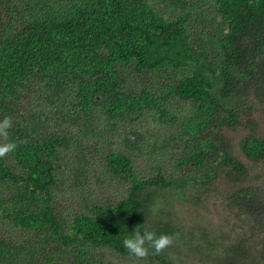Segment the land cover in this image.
Instances as JSON below:
<instances>
[{"label":"trees","instance_id":"16d2710c","mask_svg":"<svg viewBox=\"0 0 264 264\" xmlns=\"http://www.w3.org/2000/svg\"><path fill=\"white\" fill-rule=\"evenodd\" d=\"M122 66L140 91L126 89ZM35 87L40 105L23 110ZM250 94L256 106L244 104ZM98 110L125 131L127 151L109 148L105 161L131 186L71 219L56 198L57 165L75 146L81 175L93 148L105 152L93 140L108 130L93 128ZM148 112L163 126L151 135L137 128ZM4 117L17 148L0 158V224L23 238L0 237V264H115L98 248L131 256L123 239L137 226L172 236L144 258L159 264H264V0H0ZM238 129L239 140L229 134ZM129 150L172 154L176 167L140 178ZM174 201L203 216L179 223L167 212Z\"/></svg>","mask_w":264,"mask_h":264},{"label":"rangeland","instance_id":"374dc122","mask_svg":"<svg viewBox=\"0 0 264 264\" xmlns=\"http://www.w3.org/2000/svg\"><path fill=\"white\" fill-rule=\"evenodd\" d=\"M121 72L127 80V90L132 91L135 89L140 91L143 88L141 78L131 67L122 66ZM32 91V99L28 101L24 98L21 103V108L23 110H34L40 105L37 99L38 95L41 94L39 89L35 87ZM243 102L246 105L256 106L258 99L255 95L250 94L249 96L243 98ZM260 105L261 104L258 106L260 107ZM52 109L55 110L54 108ZM256 114H260V111L257 110ZM157 118V114L148 112L144 117L145 124L142 123L139 127H135L151 135L160 131L163 127L162 123ZM110 125L111 123L105 118L101 111L98 110L95 112L93 128L97 131L106 130V128H108V130L107 132H104L102 136H97L95 139H91L99 141L102 148H105V152L103 150L100 151L93 148L92 152L88 153V159L82 164L83 174L77 175L75 171V157L77 154L75 146L72 150H65L63 152V158L57 165V174L62 180V183L55 191L56 198L58 203L61 205V211L71 219H73L77 214L89 213L92 204L112 206L124 199L128 194L131 182H123L112 174L105 161V156L108 153L109 148L116 151H127L124 144H121L123 143L122 134H125L123 127L110 130ZM79 129L80 127L75 129L76 132L84 135L85 132L79 131ZM175 129L176 128L174 127V131ZM244 133L246 132L238 129L237 132H230L229 134L231 137H235V139L239 140L240 136ZM89 137H91V133H89ZM153 140L155 141L156 139L154 138ZM94 141L89 140L88 138L86 139V142L89 144H91V142L95 144ZM108 143H110V145H108ZM148 148H151L153 151L155 150L153 145L146 144L144 152H146ZM129 153L133 158L136 172L140 178L155 176L157 174V168L161 165L165 166L163 172L170 176L176 167V158L173 160L170 158L172 154H156V156H152L149 159L145 153L138 154L131 150H129ZM235 153L245 160V156L242 155V151L239 152L238 150H235ZM8 164L14 166L15 162H8ZM145 193H147V190ZM166 206L168 209L167 212L170 213L171 216L179 218V223H184L185 226L188 224L192 226V219L195 214L203 216L202 212H197V210H195L189 203L181 204L174 201L172 203H168ZM207 208L216 211L214 199L208 202ZM204 214L206 215V213ZM218 216V212H214L213 216H211L212 218H215L211 219L214 224H219V221L216 220ZM153 218L157 219V214L154 213ZM224 225L226 228L229 225L228 221H226ZM253 225L254 224H250L249 226L243 228L242 231L246 232V236L251 234V228H253ZM257 236L258 235L256 234L254 237ZM0 237H5L13 241H19L23 238V233L8 224H0ZM98 250L105 254L106 259L113 261L115 264H159L155 260L138 259L133 255L121 256L109 247H99Z\"/></svg>","mask_w":264,"mask_h":264},{"label":"clouds","instance_id":"9594fccd","mask_svg":"<svg viewBox=\"0 0 264 264\" xmlns=\"http://www.w3.org/2000/svg\"><path fill=\"white\" fill-rule=\"evenodd\" d=\"M12 127V120L10 117H4L0 120V138L3 142H0V158L7 156L10 152H13L17 148L15 142H9V129ZM173 244L172 236L169 234H159L145 228L141 232L140 228H137L131 235H125L123 239V245L127 251L138 259H144L149 255V248L153 249V254L158 255L162 253L166 248Z\"/></svg>","mask_w":264,"mask_h":264}]
</instances>
